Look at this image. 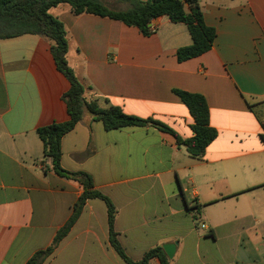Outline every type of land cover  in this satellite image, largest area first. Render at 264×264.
Segmentation results:
<instances>
[{"label": "crops", "instance_id": "1", "mask_svg": "<svg viewBox=\"0 0 264 264\" xmlns=\"http://www.w3.org/2000/svg\"><path fill=\"white\" fill-rule=\"evenodd\" d=\"M199 1L217 37L183 62L177 50L192 43L184 23L159 17L147 37L68 4L53 8L63 11L53 15L88 99L163 122L186 140L194 121L174 90L197 93L218 131L197 160L152 124L106 130L87 113L62 138L61 164L89 174L112 201L118 241L134 262L177 242L171 264H264V0ZM70 86L47 38H0V264H26L50 247L84 191L52 170L37 132L70 119ZM44 264H127L110 243L104 200L86 202Z\"/></svg>", "mask_w": 264, "mask_h": 264}, {"label": "trees", "instance_id": "2", "mask_svg": "<svg viewBox=\"0 0 264 264\" xmlns=\"http://www.w3.org/2000/svg\"><path fill=\"white\" fill-rule=\"evenodd\" d=\"M120 1L127 3L129 8L113 10L103 0H0V27H2L0 38L8 39L25 34L47 38L51 42V52L58 71L70 82V89L63 95L70 119L63 123L54 122L40 127L37 132L43 142L44 156L52 161V170L61 177L79 182L84 189L74 205L70 219L58 230L52 245L36 252L26 264H44L59 243L69 234L86 202L95 198L106 202L110 243L127 264H150L152 259H158L160 264H171L161 247L149 250L139 262L131 260L118 241V234L114 229L117 211L112 201L95 190L94 181L89 174L70 172L62 167V138L76 127L85 114H91L95 119L101 121L106 130L152 124L162 131L175 135L178 143L183 144L187 153L197 160L202 159L208 145L218 136V131L210 124V109L207 100L201 94L174 90L188 108L194 121L193 136L186 140L177 136L163 122L128 115L117 106L102 108L97 100L86 97V87L68 62L69 45L65 24L51 13L53 8L61 4L70 5L75 15L87 13L121 21L127 26L138 28L147 37L154 33L151 24L154 19L159 17L167 16L174 23H184L189 29L192 43L177 50L176 57L179 62L199 57L214 46L217 31L214 27L206 24L199 0ZM262 128L261 138L264 142V121H262ZM195 219H197L196 216Z\"/></svg>", "mask_w": 264, "mask_h": 264}, {"label": "rangeland", "instance_id": "3", "mask_svg": "<svg viewBox=\"0 0 264 264\" xmlns=\"http://www.w3.org/2000/svg\"><path fill=\"white\" fill-rule=\"evenodd\" d=\"M105 4L113 10H125L129 8V5L125 2H122L120 0H104ZM52 14L56 16H60L63 14V11L60 9H52ZM2 29V27H0Z\"/></svg>", "mask_w": 264, "mask_h": 264}, {"label": "water", "instance_id": "4", "mask_svg": "<svg viewBox=\"0 0 264 264\" xmlns=\"http://www.w3.org/2000/svg\"><path fill=\"white\" fill-rule=\"evenodd\" d=\"M178 243H167L162 246L164 253L168 257L169 260H172L174 258V255L176 253V247Z\"/></svg>", "mask_w": 264, "mask_h": 264}]
</instances>
